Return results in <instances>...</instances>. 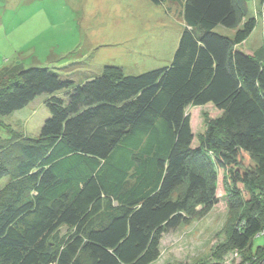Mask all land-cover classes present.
I'll return each mask as SVG.
<instances>
[{
  "label": "trees",
  "instance_id": "trees-1",
  "mask_svg": "<svg viewBox=\"0 0 264 264\" xmlns=\"http://www.w3.org/2000/svg\"><path fill=\"white\" fill-rule=\"evenodd\" d=\"M149 1L181 8L169 67L105 66L76 86L50 68L0 70V117L43 95L50 113L36 137L0 121V264H153L220 186L230 219L215 257L264 261L250 249L264 237V46L241 47L253 0ZM256 11L264 21V0Z\"/></svg>",
  "mask_w": 264,
  "mask_h": 264
},
{
  "label": "rangeland",
  "instance_id": "rangeland-1",
  "mask_svg": "<svg viewBox=\"0 0 264 264\" xmlns=\"http://www.w3.org/2000/svg\"><path fill=\"white\" fill-rule=\"evenodd\" d=\"M258 5L260 0L248 5L250 16L258 23L241 46L245 50L264 46V21L257 15ZM167 7L169 11L149 0H0V70L15 66L50 68L76 86L99 75L105 66L121 67L126 75L169 67L184 25L181 8ZM216 32L234 36L233 30L222 26ZM65 93L57 96L64 97ZM48 97L40 96L27 108L0 117V121L36 137L50 116L45 105ZM192 114L196 124L198 110L193 108ZM0 137L9 138L1 125ZM218 196V205L207 216L163 237L160 258L153 264H243V254L237 251L221 259L215 257L227 241L230 219L222 186ZM66 232L63 227L61 234ZM263 245L264 237L258 236L250 249L255 253Z\"/></svg>",
  "mask_w": 264,
  "mask_h": 264
},
{
  "label": "built area",
  "instance_id": "built-area-1",
  "mask_svg": "<svg viewBox=\"0 0 264 264\" xmlns=\"http://www.w3.org/2000/svg\"><path fill=\"white\" fill-rule=\"evenodd\" d=\"M262 234L264 235V231L262 232ZM236 256L238 255V253L235 254Z\"/></svg>",
  "mask_w": 264,
  "mask_h": 264
}]
</instances>
